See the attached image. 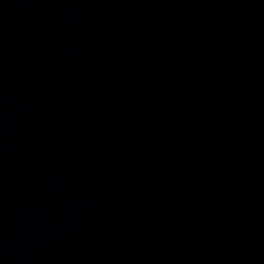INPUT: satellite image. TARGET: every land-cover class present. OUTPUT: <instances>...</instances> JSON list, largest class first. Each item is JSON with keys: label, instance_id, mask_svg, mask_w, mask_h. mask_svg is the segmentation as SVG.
Returning <instances> with one entry per match:
<instances>
[{"label": "water", "instance_id": "water-1", "mask_svg": "<svg viewBox=\"0 0 264 264\" xmlns=\"http://www.w3.org/2000/svg\"><path fill=\"white\" fill-rule=\"evenodd\" d=\"M0 264H264V0H0Z\"/></svg>", "mask_w": 264, "mask_h": 264}]
</instances>
